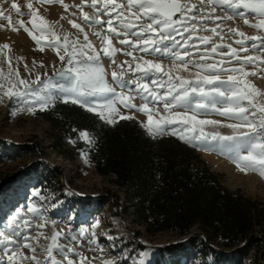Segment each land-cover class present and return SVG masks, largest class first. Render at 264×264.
<instances>
[{"label": "rangeland", "instance_id": "1", "mask_svg": "<svg viewBox=\"0 0 264 264\" xmlns=\"http://www.w3.org/2000/svg\"><path fill=\"white\" fill-rule=\"evenodd\" d=\"M13 2L20 5L22 12H37V23H39L38 17L43 16L49 26L61 37V43L65 34L69 35L70 40L79 36L81 43H85L84 33L86 32L93 50L101 51L109 47L107 38L110 36L111 46L119 51H116L114 56L101 54L100 62L108 74L118 71L119 68L116 67L118 56L135 63H142V59L160 63L165 72L173 77L186 72V69L180 66V61L152 52L144 54L135 51L130 45L120 43L123 39L135 42L137 37L132 33L118 37L108 31L107 24L93 23L91 19L85 21L84 13H88L90 18L96 17L104 21L109 19L108 13L96 12V9L92 7V0H62V2L53 0L51 3L48 0H0V10L12 17L11 23L0 17V86H2L0 87V231L11 234L7 224L13 223L11 218L17 213L24 214L23 219L32 225L26 229L30 237L28 242L33 244L36 251L33 253L29 248H21L20 251L26 256L35 255L41 261L46 259V250L51 245V237L59 232L61 233L58 238L59 243L74 250L69 258L76 264H105V261H113L114 264H216L211 258L202 257L199 251L200 245L197 250L189 251L188 261L182 259L177 263L169 254H163V247L176 243L180 239L170 233L151 235L143 227L138 226L132 210L125 201L121 200L120 205L114 202L111 194L115 187L110 179L102 178L95 172L86 153L83 152L75 158H65L51 149L49 125L38 116V112L45 109L42 110L37 104L30 103V98L10 99L3 95L9 87L13 85L19 87L15 75L17 72L19 78L29 81H35L39 75L44 83H37L34 88L40 89L49 85L46 90L55 95L58 89L51 85L57 82L64 83L56 72L67 67L65 62L60 61L57 49L49 47L55 37L46 34L48 39L41 41L38 45L29 32L20 27L18 22L23 20L33 34L39 35L38 30L33 29L31 23L34 17L17 14L11 7ZM182 2L188 3L189 7L201 6V0H182ZM29 3L33 6L31 10L27 7ZM116 3L122 5L127 18L126 22H135V17L127 11V0H116ZM203 4L204 7L200 12L193 9L195 19L190 21L189 27L194 25L196 31L189 42L193 45L188 49L191 56L185 57V60L200 61L204 49L207 47L210 52L213 44L232 45L241 57H261V61L246 64L244 67L248 73H256V75H248L246 80L264 93V47L253 48L251 47L253 41H246L243 47L248 50L239 51L242 46L235 43L236 40L241 39L237 30L245 33L246 36H264V30L252 26L258 23L260 18L243 9L241 10L244 12L243 16L233 15V9L227 8L226 5H209L208 0H203ZM65 5L68 7L66 8ZM101 6L102 0L97 7ZM213 8L215 11L209 18L207 14L212 12ZM116 11L119 12L121 9ZM111 16L115 17L116 12H112ZM216 17L221 19L217 20ZM246 19L248 23H245ZM71 21L80 24L83 31L73 28ZM117 24L118 21L113 19V26ZM213 28L217 29L216 33L211 31ZM117 30L121 33L125 31L122 27H118ZM96 32H101L103 35L98 37L95 35ZM187 36L188 33H184V37ZM199 37L211 39L205 45L200 42ZM176 38L181 39L180 36ZM255 43L260 45L261 41L256 40ZM5 44L9 45V48H3ZM181 44H183L182 39ZM59 51L60 54H64L62 47ZM229 51L227 47L218 49V52L228 53ZM128 52H132L133 55H126L125 53ZM220 59H222L221 56L212 54L210 59L202 62L212 63ZM233 66L240 67L236 61L228 65V67ZM188 69L197 72L192 65H189ZM128 73L133 72L128 71ZM232 74L234 73L226 72L221 76L222 79H226ZM137 75L139 74L134 73L126 80H134ZM147 82L153 86L150 80ZM97 99L99 100L98 97ZM255 100L257 103H264V94L257 96ZM56 101L60 100L53 101L48 107ZM156 107L160 108L162 104ZM207 114L214 120L223 121L224 124L237 122L217 112L209 111ZM139 115L140 113L135 111L121 116H130L142 125L146 124L147 118ZM118 117L117 122L121 120ZM215 131L227 135L233 130L222 126L220 130ZM163 135H172L180 139L178 135H173L170 131H166ZM181 141L196 149L213 171L222 175L223 184L228 189L232 191L240 189L246 196L264 203V175H261L259 171H238L240 166L234 163L231 155L218 141ZM18 205L22 208L16 212ZM33 207L37 209L36 212L29 211ZM39 225L43 227H38ZM32 237L35 239H31ZM13 238L15 239V236ZM76 253H79V256ZM252 255L253 252L250 253V257ZM80 257L86 259L81 262ZM250 257L246 260V264H250ZM58 259H65L64 254L60 253ZM23 264H29V262L25 261ZM225 264H237V262L233 259Z\"/></svg>", "mask_w": 264, "mask_h": 264}, {"label": "snow or ice", "instance_id": "2", "mask_svg": "<svg viewBox=\"0 0 264 264\" xmlns=\"http://www.w3.org/2000/svg\"><path fill=\"white\" fill-rule=\"evenodd\" d=\"M48 2L51 3L53 0H48ZM208 2L209 5H226L227 8L234 10L233 15L243 16L242 9L250 11L254 16L260 18L259 22L252 26L264 30V0H208ZM98 3L100 0H92V7L96 9L98 14L108 13L109 19L104 21L96 17L90 18L88 13H84L83 19L85 21L91 19L93 23L107 24L108 31L118 37L120 35L128 36L129 33H132L137 37L135 42L123 39L120 40V43L130 45L135 51L144 54L152 52L168 56L175 61H180V66L184 69H188L189 65H192L197 69L195 79L173 77L165 72L160 63L143 60L142 63H137L134 69L130 64L128 65V71L139 74L134 80H125L124 71L111 73L112 80L121 89L118 92L116 87L109 84L105 69L100 62L102 53L114 56L115 52L119 51V49L111 46L110 36L107 38L109 47H105L101 51L93 50V45L88 41L86 32L84 33L85 43H81L79 36L70 40L68 34L63 36L61 43V37L49 26L43 16L38 17L39 23H37V12H22L20 5L13 2L11 7L17 14L34 17L31 23L33 29L38 30L39 35L33 34L23 20L18 22L20 27L28 31L38 45L41 41L48 39L46 34L55 37L49 47L57 49L60 61L65 62L67 67L56 72V75L60 76L64 83L57 82L55 85H51V87L58 89L55 95L46 90L49 85L40 89L34 88L35 84L44 83L39 75L35 81H29L19 78L18 72L15 75L19 87L13 85L3 95L10 99L24 98L27 100L30 98V103L37 104L42 110L55 100H62L65 103L71 102L96 113L106 123L117 122L119 109L116 105L120 104L124 108H133L139 112L148 113L147 123L143 126L150 135L158 136L170 131L173 135H178L181 140L188 142L218 141L222 148L231 155L234 163L241 167L242 171H259L261 175H264V103H257L255 100L257 96L264 93L246 80L248 75H256V73H248L244 67L246 64L261 61V57H241L238 55V50L232 45L213 44L210 52L207 47L204 49L200 61L185 60V57L191 56L188 49L193 45H190L189 42L193 39V33L196 31L194 25L189 27L190 21L195 19L193 9L200 12L204 7L203 0H201L200 7L196 5L189 7V4L182 2V0H127V11L132 17H135V22H126L127 18L122 5L116 3V0H102L101 7H97ZM27 7L31 10L33 6L29 3ZM65 7L67 8L68 5ZM117 9H121V11L117 12ZM133 9L136 11H132ZM214 11L213 8L212 12L207 14L209 18L212 17ZM112 12H116L115 17L111 16ZM177 14H179L178 17ZM0 17L8 20L9 23L12 22L11 15H5L3 10H0ZM113 19L118 21L116 26H113ZM216 19L221 18L216 17ZM226 19H231V17H226ZM143 21L150 22L144 23ZM70 23L73 28L83 31L80 24L74 21ZM245 23H248L247 19ZM118 27H122L125 31L119 32ZM211 31L216 33L217 29L213 28ZM237 32L241 39L236 40L235 43L242 46L239 51L248 50L243 47L246 41H253L251 45L253 48L264 47V36H246L243 32L238 30ZM184 33H188L186 38ZM95 35L101 37L103 34L96 32ZM177 36L181 37L183 44H181V39L176 38ZM210 39L209 37H199L200 42L205 45L209 43ZM256 40H260L261 44L257 45ZM2 47L6 49L9 48V45L5 44ZM61 47L64 54H60ZM222 47H227L230 51L228 53L218 52V49ZM90 50H92V54H90ZM125 54L133 55L132 52ZM212 54H217L222 59L212 63L202 62L210 59ZM66 57L67 60H65ZM133 58L136 59V57ZM233 61H236L240 67H228ZM9 63L11 62L9 61ZM121 67L123 68V65ZM226 72L234 74L222 79L221 74ZM149 80L154 88L150 87L147 82ZM225 85L227 87H224ZM123 89L135 90L142 96L145 103L140 106L131 103L133 97L126 94ZM102 94L111 95L106 96L102 101L98 100L97 97ZM150 103L162 104L167 115H161L159 119H154L152 110L149 108ZM176 109L184 110L178 111ZM209 111L217 112L221 116L237 122L224 124L221 120L198 118ZM118 118L131 119L132 117L119 116ZM209 125L225 126L233 131L227 135L221 134L219 131H206L205 126ZM80 135L92 142L89 139L90 134L86 130ZM29 211L36 212L37 209L33 207ZM23 215L17 213L11 218L13 223L7 224L11 234L0 231V264H23L25 261L29 264L31 262L34 264H76L69 258L74 250L59 243L58 238L61 236L59 232L51 237V245L46 250L44 261L35 255H24L20 251L21 248H29L33 253L36 249L32 243L28 242L30 237L27 235L26 229L32 225L23 219ZM38 227L43 226L39 225ZM31 239L35 238L32 237ZM60 253L64 254L65 259H58ZM76 255L79 256V253ZM80 259L82 262L86 258L80 257ZM105 264H114V262L105 261Z\"/></svg>", "mask_w": 264, "mask_h": 264}, {"label": "trees", "instance_id": "3", "mask_svg": "<svg viewBox=\"0 0 264 264\" xmlns=\"http://www.w3.org/2000/svg\"><path fill=\"white\" fill-rule=\"evenodd\" d=\"M49 125L51 149L65 158L86 153L95 172L110 179L136 224L151 235L180 241L162 248L179 263L192 249L216 264H264V203L228 189L199 152L172 135H150L135 118L106 123L62 100L38 112ZM87 131L88 139L80 133ZM206 247V248H204Z\"/></svg>", "mask_w": 264, "mask_h": 264}, {"label": "bare ground", "instance_id": "4", "mask_svg": "<svg viewBox=\"0 0 264 264\" xmlns=\"http://www.w3.org/2000/svg\"><path fill=\"white\" fill-rule=\"evenodd\" d=\"M123 53V52H122ZM143 60H149V59H142ZM131 65L132 68L134 69L136 64L135 62H132L130 60H127V59H124L120 56L116 57V67L119 68L117 73H120L121 71H124V79L126 80L127 77H129L130 75H134L135 72H133L132 74L128 73V65ZM121 65H123V68L121 67ZM108 69V68H107ZM106 74H107V80L109 82V84H111L112 86L116 87L117 91H121V89L119 88V86L115 83V81L112 80V77H111V73L108 74V71L105 70ZM195 73L193 70L191 69H186V72L182 75H176V76H180V77H184L186 79H192L195 77ZM175 76V75H174ZM64 82V81H63ZM153 88V86H150ZM123 91L126 92V94L130 95L131 97H133L131 103L137 105V106H140L142 104L145 103L144 99L142 98L141 95H139L136 91H129L128 89H123ZM111 94H102L100 96H98L99 100H103L106 96H109ZM158 104H149V108L152 110V115L154 116V119H159L161 115H167V113L165 112L164 108L163 107H156ZM117 108L119 109V113L117 116H121V115H124V114H127V113H133L135 111H137L136 109H133V108H124L122 105L120 104H117L116 105ZM178 111H183L184 109H176ZM139 112V111H138ZM140 113V117H145L147 118V115L148 113H144V112H139ZM199 119H213V117H211L209 114H202L198 117ZM222 128V126H205V130H220ZM238 171H241V168L239 167ZM21 205H18L16 207V212H18L19 210H21L22 206L20 207Z\"/></svg>", "mask_w": 264, "mask_h": 264}]
</instances>
